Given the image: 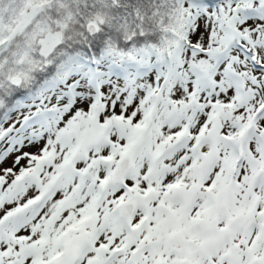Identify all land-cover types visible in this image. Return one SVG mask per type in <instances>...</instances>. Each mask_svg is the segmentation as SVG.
I'll use <instances>...</instances> for the list:
<instances>
[{
  "label": "snow or ice",
  "instance_id": "1",
  "mask_svg": "<svg viewBox=\"0 0 264 264\" xmlns=\"http://www.w3.org/2000/svg\"><path fill=\"white\" fill-rule=\"evenodd\" d=\"M0 264H264V0H0Z\"/></svg>",
  "mask_w": 264,
  "mask_h": 264
}]
</instances>
